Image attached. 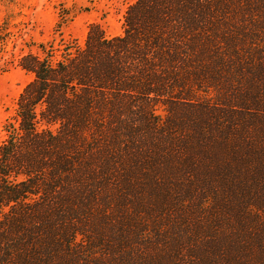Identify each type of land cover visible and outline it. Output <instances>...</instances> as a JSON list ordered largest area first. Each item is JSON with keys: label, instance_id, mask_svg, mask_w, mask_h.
<instances>
[{"label": "trees", "instance_id": "1", "mask_svg": "<svg viewBox=\"0 0 264 264\" xmlns=\"http://www.w3.org/2000/svg\"><path fill=\"white\" fill-rule=\"evenodd\" d=\"M122 29L20 57L0 264H264V0H135Z\"/></svg>", "mask_w": 264, "mask_h": 264}, {"label": "rangeland", "instance_id": "2", "mask_svg": "<svg viewBox=\"0 0 264 264\" xmlns=\"http://www.w3.org/2000/svg\"><path fill=\"white\" fill-rule=\"evenodd\" d=\"M134 1L0 0V33L6 34L0 46V142L5 121L13 120L18 95L32 79L19 68L20 57L35 53L41 43L82 45L91 23H98L107 37L121 36L123 14ZM62 9L69 11L66 20H61ZM157 112L163 113L161 108Z\"/></svg>", "mask_w": 264, "mask_h": 264}]
</instances>
